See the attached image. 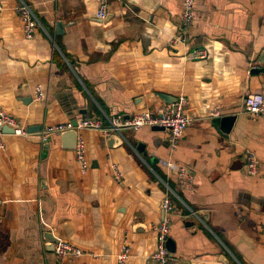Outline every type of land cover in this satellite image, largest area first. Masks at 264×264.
<instances>
[{"label": "crops", "instance_id": "obj_1", "mask_svg": "<svg viewBox=\"0 0 264 264\" xmlns=\"http://www.w3.org/2000/svg\"><path fill=\"white\" fill-rule=\"evenodd\" d=\"M22 1L39 24L25 39L14 11L20 0H2L0 107L36 130L6 134L0 149V264H118L124 242L125 264H155L154 227L171 190L169 264H264V118L245 111L248 95L264 96V0H195L191 47L207 57L193 61L169 46L181 0H110L105 20L96 0ZM181 96L193 119L173 153L167 130L127 131L113 146L84 131L90 168L82 175L61 135L44 144L38 132L104 113L159 112ZM217 106L221 117L235 116L228 136L209 117ZM248 152L261 163L256 176L245 171ZM46 233L97 258L59 261Z\"/></svg>", "mask_w": 264, "mask_h": 264}, {"label": "built area", "instance_id": "obj_2", "mask_svg": "<svg viewBox=\"0 0 264 264\" xmlns=\"http://www.w3.org/2000/svg\"><path fill=\"white\" fill-rule=\"evenodd\" d=\"M97 1V13L96 17L99 20H105L108 16V7L110 0H96ZM182 13H181V26L178 35L174 36L170 43V47L181 45L186 51V59L189 61L203 60L207 57V53L199 50L198 48L191 47L190 30L194 24V11L195 0H181ZM5 10V5L0 0V15ZM14 11L18 14L22 21L23 34L25 39L32 41L35 39L37 33V27L39 24L38 18L33 11L32 7L24 1L20 2L14 7ZM35 100L43 102L46 100V94L41 87H37L35 90ZM187 99L184 96L178 98V100L169 105L168 108L153 112L145 109L138 113L125 118L123 116L108 115L105 114L101 117H84L77 121V126L74 127L71 122L47 125L39 132L41 141L47 144L51 137L55 135H62L66 131L75 130L78 133L77 144L75 151V157L79 165V172L84 175L89 170V160L87 158L86 141L82 136L84 131L99 132L104 137L110 138L117 135L121 138L124 137L125 132L132 131L137 132L143 128H164L169 132L168 144L171 153L177 151L179 141L183 137L186 129L191 125L192 119L189 118L186 111ZM245 111L253 118H264V96L258 93L250 94L245 99ZM210 118L221 117V108L219 106L213 108L209 112ZM10 127L14 129L16 136H27V127L20 123L15 117L9 115L0 107V149H5L4 127ZM167 166L171 169L175 168L172 162H168ZM245 171L250 176H256L261 168V163L253 153H246L245 155ZM114 179L121 183L123 174L120 167L117 164L111 166ZM184 170L179 171V179L185 181ZM162 201V209L164 211L163 219L154 227L156 234V248L151 255V260L155 264H169L172 260V253L168 249V240L172 224V216L175 213V203L173 201L174 194L171 190ZM174 192V193H173ZM4 201L0 199V224L3 221L2 206ZM193 215L198 216V212H193ZM55 256L59 261L66 260H79L86 256H92L97 258L90 252L83 250L82 248L73 246L65 240L58 239L55 243ZM131 248L127 242L121 247L120 252L117 255L118 264H125L130 258Z\"/></svg>", "mask_w": 264, "mask_h": 264}, {"label": "water", "instance_id": "obj_3", "mask_svg": "<svg viewBox=\"0 0 264 264\" xmlns=\"http://www.w3.org/2000/svg\"><path fill=\"white\" fill-rule=\"evenodd\" d=\"M57 27L59 30H61L63 28V24L62 23H58ZM173 101L170 102V104L176 102L178 99H172ZM169 103V102H168ZM140 109H145V107H140ZM190 119H193V116L190 113H187ZM235 121V116H230V117H218V118H213L212 123L213 126L219 131L222 132L225 136H228V134L230 133L233 124ZM73 126L76 127L77 126V121H73ZM41 127L38 129V132L41 131ZM36 129L35 128H28V132L29 133H33ZM154 131H165L164 128H153ZM223 130V131H222ZM4 133L6 134H14V129L6 126L4 127ZM62 140L65 143V147L66 148H71V149H75L76 148V144H77V138H78V133L75 130H71V131H66L64 132L62 135ZM123 142L122 138L120 136L114 135L111 136L109 138V142L108 145L109 146H113L117 143ZM138 151L142 152L143 151V145H139L138 146ZM3 209H4V205L2 206V213H3ZM199 217H204V215L201 213L199 215ZM189 225H192V223H190ZM46 239L50 242L49 244L51 245L52 251L55 250V243L58 242V238H56L54 235H52L51 233H46L45 235ZM168 249L170 252H175L173 247L174 244L173 242H171V240H168Z\"/></svg>", "mask_w": 264, "mask_h": 264}]
</instances>
